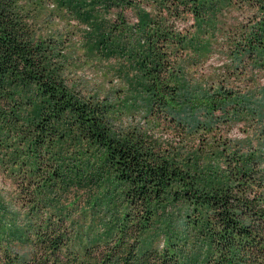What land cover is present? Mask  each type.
Masks as SVG:
<instances>
[{
  "label": "trees",
  "instance_id": "16d2710c",
  "mask_svg": "<svg viewBox=\"0 0 264 264\" xmlns=\"http://www.w3.org/2000/svg\"><path fill=\"white\" fill-rule=\"evenodd\" d=\"M0 264H264V0H0Z\"/></svg>",
  "mask_w": 264,
  "mask_h": 264
},
{
  "label": "rangeland",
  "instance_id": "374dc122",
  "mask_svg": "<svg viewBox=\"0 0 264 264\" xmlns=\"http://www.w3.org/2000/svg\"><path fill=\"white\" fill-rule=\"evenodd\" d=\"M52 8L46 9L45 13L40 17V20H38V22L36 23V28H37V33L38 34H45V35H49L51 34V32H56L59 35L62 36H70L71 41H72V50L71 54L73 56L78 55V54H82V51L79 48L78 45V40H79V36L74 34L76 32V26H75V22H71L70 24L65 20H62L58 17L54 16V19H50L51 17V12H52ZM55 14V13H54ZM72 33L74 34L72 36ZM77 67L74 71H75V75L78 78H83L88 77L89 75V79H91V83L92 84H100L102 81H104V78L99 77L97 75H94L93 72L95 71L93 69V66H89V65H85L83 62H79Z\"/></svg>",
  "mask_w": 264,
  "mask_h": 264
}]
</instances>
